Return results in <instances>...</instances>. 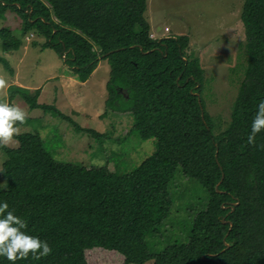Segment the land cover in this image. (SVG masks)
<instances>
[{
  "label": "trees",
  "instance_id": "1",
  "mask_svg": "<svg viewBox=\"0 0 264 264\" xmlns=\"http://www.w3.org/2000/svg\"><path fill=\"white\" fill-rule=\"evenodd\" d=\"M145 9V0H0V21L12 12L23 34L43 39L41 48L61 57L79 83L105 60V106L131 115L139 139L155 140L153 153L123 174L57 161L36 133L14 137L16 148L0 146V203L53 249L15 264H103L109 255L121 264H264V131L255 146L247 143L264 100V0L239 7L246 65L222 130L205 110L188 36L151 38ZM0 42L3 52L21 45L6 28ZM7 88L10 103L18 96L30 109L49 108L35 102V91L31 98ZM177 176L198 183L205 201L182 242L150 252L147 239L161 235ZM0 264L11 262L0 256Z\"/></svg>",
  "mask_w": 264,
  "mask_h": 264
},
{
  "label": "rangeland",
  "instance_id": "2",
  "mask_svg": "<svg viewBox=\"0 0 264 264\" xmlns=\"http://www.w3.org/2000/svg\"><path fill=\"white\" fill-rule=\"evenodd\" d=\"M144 16L151 38L186 35V54L199 59L203 80L201 98L206 112L222 130L229 120L231 105L243 78L246 55L239 22L242 0H145ZM0 28L12 31L21 42L18 50L3 52L0 42V78L7 81L0 100L7 99V87L16 85L27 91L38 105L30 109L16 96L12 103L27 114L20 132L36 133L45 150L57 161L85 167H107L119 174L137 167L155 149V140H141L132 129V117L107 108L105 83L108 65L98 62L87 81L77 83L63 59L53 50L41 48L44 40L34 32H23L13 13L6 11ZM39 90V92H38ZM35 91V92H34ZM78 127L80 130L76 129ZM16 148L13 139L7 146ZM5 155L0 151V166ZM205 192L192 179L177 176L169 188L170 212L160 237L147 239L150 252L187 236L192 215L205 201ZM170 226V228H169ZM98 258L103 264H121L118 257ZM144 264H152L148 261Z\"/></svg>",
  "mask_w": 264,
  "mask_h": 264
},
{
  "label": "clouds",
  "instance_id": "3",
  "mask_svg": "<svg viewBox=\"0 0 264 264\" xmlns=\"http://www.w3.org/2000/svg\"><path fill=\"white\" fill-rule=\"evenodd\" d=\"M7 81L0 78V90L5 89ZM28 119V114L18 105L10 103L6 98L0 100V146H9L13 138L20 135V128ZM264 131V100L257 105V111L250 125L247 143L255 146L257 134ZM264 148V145H261ZM24 219L9 210L8 203H0V256L11 264L17 260H34L47 257L53 251L47 240L28 234Z\"/></svg>",
  "mask_w": 264,
  "mask_h": 264
},
{
  "label": "crops",
  "instance_id": "4",
  "mask_svg": "<svg viewBox=\"0 0 264 264\" xmlns=\"http://www.w3.org/2000/svg\"><path fill=\"white\" fill-rule=\"evenodd\" d=\"M77 83H79V82L77 81Z\"/></svg>",
  "mask_w": 264,
  "mask_h": 264
}]
</instances>
